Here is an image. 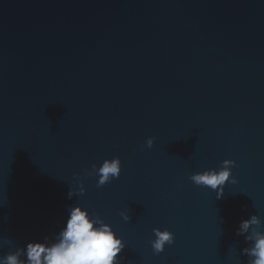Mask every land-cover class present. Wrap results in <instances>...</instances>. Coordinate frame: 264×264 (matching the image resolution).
Returning <instances> with one entry per match:
<instances>
[{
    "label": "water",
    "instance_id": "95a60500",
    "mask_svg": "<svg viewBox=\"0 0 264 264\" xmlns=\"http://www.w3.org/2000/svg\"><path fill=\"white\" fill-rule=\"evenodd\" d=\"M113 158L98 188L93 165ZM227 161L237 183L219 198L191 181ZM76 206L122 239L121 264H247L264 0H0V258L54 242ZM153 229L174 236L160 254Z\"/></svg>",
    "mask_w": 264,
    "mask_h": 264
},
{
    "label": "clouds",
    "instance_id": "9594fccd",
    "mask_svg": "<svg viewBox=\"0 0 264 264\" xmlns=\"http://www.w3.org/2000/svg\"><path fill=\"white\" fill-rule=\"evenodd\" d=\"M154 138L146 141V146H153ZM234 161L222 163L219 170L213 169L196 173L190 177L191 181L199 187H206L213 191L219 190L218 198L223 194V187L231 181V169ZM95 176L98 177L97 187L118 179L121 173V161L119 158L105 159L97 167L93 165ZM85 176H89L86 169ZM83 185V183L81 182ZM85 189L82 187L81 192ZM73 193L69 191L68 198ZM124 219L131 217L123 214ZM155 239L150 241L155 254L165 250V246L174 243V236L168 230L161 232L153 229ZM237 236H244L246 247L241 250V255L247 257V264H264V223L257 215H252L249 220H243L238 226ZM47 237L44 238L47 241ZM125 244L118 238L110 225H106L101 219L93 218V215L80 206L71 207L66 222L57 234L54 242H29L26 247L19 248L15 252L0 258V264H121V253Z\"/></svg>",
    "mask_w": 264,
    "mask_h": 264
}]
</instances>
